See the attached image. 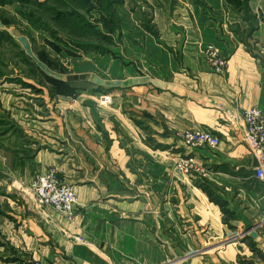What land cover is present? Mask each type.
Wrapping results in <instances>:
<instances>
[{
	"label": "crops",
	"instance_id": "crops-1",
	"mask_svg": "<svg viewBox=\"0 0 264 264\" xmlns=\"http://www.w3.org/2000/svg\"><path fill=\"white\" fill-rule=\"evenodd\" d=\"M247 6L252 20L228 0H124L109 53L76 51L66 73L41 66L73 94L1 97L17 128L0 130V264H264V184L230 115L264 111V0ZM190 129L220 145L187 149ZM179 154L207 175H178ZM51 167L78 195L73 221L30 188Z\"/></svg>",
	"mask_w": 264,
	"mask_h": 264
},
{
	"label": "rangeland",
	"instance_id": "rangeland-1",
	"mask_svg": "<svg viewBox=\"0 0 264 264\" xmlns=\"http://www.w3.org/2000/svg\"><path fill=\"white\" fill-rule=\"evenodd\" d=\"M18 1L19 0H15L14 3L3 4L0 0V110H3V115L0 116V130L5 133H7L10 129L12 130L13 128H17L14 125V121L10 119L8 112L1 106L2 98H5V95L8 93L7 91L15 92V94L18 93L17 91H31V93H35L37 91L35 88L42 91L41 88L37 87L38 85L42 86V84H44L49 89V91H51L56 87V85L41 74L43 71L41 66H47L54 71L57 70L59 72L66 73V71L68 72V64L66 61L77 57L75 54L77 51L76 48L72 46L67 47L66 44L60 42V40H57L55 37H51L50 33L43 28H35L19 13V11H26L28 14L33 16H40L41 20L51 24L54 31L59 33L61 36H65L67 29H64V31L60 25L50 19L48 13H44V9L46 10L47 6H54V2L47 1L46 4L42 6L41 9H39V7L34 3V0L31 2ZM90 2L91 5H99V3L95 0H90ZM91 5L89 7H91ZM123 5L124 3L116 5V7H112L116 12V14H114V18L119 22V29L118 32L116 31L117 33L114 34V44L106 45L109 48H112L114 45H116L118 40L117 34L121 31L122 17L120 13L122 14L121 10ZM82 12L85 11L82 10ZM90 16L94 21L99 23L101 29L104 28L105 22L100 20L101 13L99 8H95L91 12ZM107 27L109 28V26L106 25V31H108ZM87 33V38H89L92 43L96 44V37L94 39L95 41H93L91 32L88 31ZM9 36L18 45V47L12 44L8 38ZM24 39L29 42L31 46L30 49L33 50L34 55L30 56L29 53L26 52L24 48ZM84 39H86V37H84ZM98 43L102 44L100 41H97V44ZM67 48H69V50ZM23 51L26 54V57H28L29 62L25 61L24 55L21 54ZM61 59H63V61ZM30 82L36 83V85H33L35 88L27 86L29 84L31 85ZM30 88L31 90H29Z\"/></svg>",
	"mask_w": 264,
	"mask_h": 264
},
{
	"label": "built area",
	"instance_id": "built-area-1",
	"mask_svg": "<svg viewBox=\"0 0 264 264\" xmlns=\"http://www.w3.org/2000/svg\"><path fill=\"white\" fill-rule=\"evenodd\" d=\"M206 53L212 71L224 74L229 66L227 57L212 45L207 48ZM230 115L233 120L244 123L245 142L256 160L255 177L264 184V111L252 107L243 111H234ZM180 135L189 150L203 147L217 148L221 142L218 136L208 130L190 129ZM173 167L174 171L184 178L193 175L205 177L208 172L204 164L190 154H179L174 160ZM30 188L41 206H51L71 221L74 220L79 198L72 186L60 180L57 168L51 167L45 174L37 176L30 183ZM78 240L85 243L83 238ZM30 264H41V262L35 261Z\"/></svg>",
	"mask_w": 264,
	"mask_h": 264
},
{
	"label": "trees",
	"instance_id": "trees-1",
	"mask_svg": "<svg viewBox=\"0 0 264 264\" xmlns=\"http://www.w3.org/2000/svg\"><path fill=\"white\" fill-rule=\"evenodd\" d=\"M2 3L11 4L14 3L15 0H1ZM24 2H31L32 0H19ZM18 1V2H19ZM47 1L54 2V6H47L46 10L44 9V13H48L50 19L60 25L62 29H67L66 35L61 36L59 33L52 29L50 23H47L44 20L40 19L39 17L33 16L28 14L26 11H19V13L26 18L31 25L35 28H43L50 33L51 37H55L60 42L66 44L67 47H74L77 49L78 52H85V51H94L100 54L109 53L111 50L106 45L114 44V34L118 32L119 29V22L115 20L114 14H116L115 10L112 7H116V5H120L124 3V0H95L99 3L97 6L96 4L91 5L90 0H34V3L41 9L42 6L46 4ZM229 2L235 4L236 6L240 7L244 11V18L247 20H252L249 14V9L247 6L248 0H228ZM23 3V2H22ZM97 3V4H98ZM91 5V7H89ZM100 6V7H99ZM99 8L101 13L100 20L105 22L104 28L101 29L98 22L92 19L91 12L95 9ZM85 11V12H82ZM264 21V17L262 18ZM106 25L109 26L105 30ZM144 27L149 30L153 31V27L148 24H144ZM87 29L91 32L93 36V41L96 40V44L92 43L89 38H87ZM254 29V26H252ZM65 31V30H64ZM117 31V32H116ZM57 33V34H56ZM8 35V34H7ZM65 37V38H61ZM86 37V39H84ZM96 37V39H95ZM12 44L16 47L18 45L13 41V39L9 36L8 37ZM95 39V40H94ZM97 41L102 42V44H97ZM69 50V48H67ZM24 55L25 61L29 62L28 57L26 54L21 52ZM1 74V73H0ZM41 74L46 77V79L50 80L52 83L56 85L50 92L53 94L54 92L71 95L74 93V90L67 82L62 80L56 79L47 75L44 71ZM29 87L35 88L33 85H27ZM37 91H41L40 89L35 88ZM201 187L210 195L212 201L219 204L225 210V203L222 200H219L217 197L214 196L213 191L207 187L206 185L202 184Z\"/></svg>",
	"mask_w": 264,
	"mask_h": 264
}]
</instances>
